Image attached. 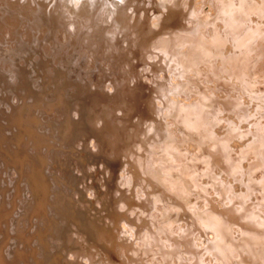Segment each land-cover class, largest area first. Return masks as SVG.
Listing matches in <instances>:
<instances>
[{
  "label": "rangeland",
  "instance_id": "rangeland-1",
  "mask_svg": "<svg viewBox=\"0 0 264 264\" xmlns=\"http://www.w3.org/2000/svg\"><path fill=\"white\" fill-rule=\"evenodd\" d=\"M169 37H176L170 48L162 44ZM20 77L30 87L27 89L30 94L39 92L42 98L33 99L26 93L24 99L18 100L16 93L26 92L24 87L17 86ZM91 96H97L101 101L94 103ZM52 102L53 105L48 107ZM110 103L112 107L114 104L109 111L117 124L128 108L134 112L125 122L129 126L136 125L134 133L137 135H148L144 143L146 148L136 147V153L140 155L138 159L135 156L130 159L124 153L112 156L107 151L95 150V136L81 133L71 137L63 129L55 130V126L63 124L65 119L70 123L77 119V109L85 108L90 115L97 109H107ZM10 104L14 108L24 105L25 110L31 111L29 115L34 118L31 127L44 135L45 142L36 147L33 139L36 136H29L24 131V123L18 126L7 122L6 117L13 113ZM176 105L180 111L185 105L193 107L194 111L188 113V118L198 119H195L196 129L200 128L202 140L192 134L195 132L187 129L182 121H174L180 112ZM168 106L175 110L170 112ZM135 114H141L140 118ZM156 132L162 136L161 141H154ZM263 141L264 0H0V191L5 190L4 196L0 192V208L4 201L7 212L0 219V264H37L35 256L42 264H53L54 256L58 264H88L86 255L79 260L72 255L79 249L78 244L71 241L75 226L67 220L68 212L62 203L68 204L71 200L73 207L87 218L101 216L105 219L108 215L104 211L109 201L113 202L110 208L115 207L117 213L122 214L125 207L121 205L127 198L133 202L128 215L135 225L134 228L131 226L132 230H136L141 220L143 224L147 222L144 228L140 227L138 238H145L151 230L149 235H155L158 244L149 242L145 247L119 222V239L131 244L128 254L145 250L144 264H176L175 255H166L165 251L171 248L164 238L169 236L170 243L177 240L180 250L183 237L186 242L192 241L187 245L193 249L186 254L182 249L179 251L186 258L185 264L191 263L187 260L189 255L193 260L201 257L203 264H216L218 258L209 253L212 249L206 245L212 236L207 228L206 233L200 222L205 218L202 211L211 207L225 215L233 209L230 212L240 215L243 209L250 208L257 217L252 220L258 226L254 227L263 230ZM161 143H164L163 147ZM166 143L169 145L165 147ZM3 149L13 151L20 158L21 174L12 165L3 163ZM38 153L45 156L42 167L48 181L45 208L47 216L55 221L49 226L51 231L44 235L45 245L39 243L37 236H31L42 229L43 220L36 215L29 219L27 215L32 203L29 205L27 201L31 197L25 181L30 160L36 162ZM158 154L162 158L168 157L161 160ZM174 155L177 159L173 158ZM156 161L158 163H154ZM158 170L164 173H158ZM122 173H127L126 181L131 178L127 185ZM160 174H163V179ZM55 176L57 180L53 179ZM164 176L167 177L164 179ZM168 177L186 183L190 188L185 184L184 189L190 192L186 191L185 195V190H180L183 186L173 187ZM92 191L97 192L96 195ZM165 201L166 206H173L172 209L165 206ZM175 201H180L182 206H175ZM144 202L147 205L145 209L141 205ZM157 204L159 207L162 204L163 208ZM187 204H191L193 211ZM230 205L232 208L229 209ZM181 207L188 212L182 211L186 217L180 212ZM15 219L19 222L14 225ZM62 225L69 227L66 242L60 235ZM232 228H236V231L231 229L234 238L241 237L239 228ZM261 242L264 245V240ZM159 246L163 254L157 253ZM14 249L25 252L27 262L24 259L21 262L18 256L13 259ZM239 251L237 260L243 256L245 262L241 258V262H236V259L230 261L233 264H250L248 255H244L243 250L244 253ZM263 252L262 256L257 254L258 262L252 264H263ZM161 255L166 257L165 262L160 261Z\"/></svg>",
  "mask_w": 264,
  "mask_h": 264
},
{
  "label": "bare ground",
  "instance_id": "bare-ground-1",
  "mask_svg": "<svg viewBox=\"0 0 264 264\" xmlns=\"http://www.w3.org/2000/svg\"><path fill=\"white\" fill-rule=\"evenodd\" d=\"M173 36H174V34H173ZM175 41H176V37L174 38V37H169V38H167V39H164L163 40V45L166 47H171L174 43H175ZM185 60V59H184ZM60 73V72H59ZM20 79H21V77H20ZM23 79V78H22ZM19 80V82H18V84H17V86L18 87H24V90H26V92H24V93H16V96H17V98H18V100H22V99H24V97H25V95H26V93L29 95V96H31L33 99H41L42 98V95L39 93V92H33L32 91V93L30 94V92H29V90H27V89H30V87L28 86V85H26V83H25V81H23V80ZM157 85V84H156ZM159 85V84H158ZM161 85V84H160ZM162 86V85H161ZM163 87V86H162ZM175 87V86H174ZM179 87V86H178ZM161 88V87H160ZM156 90H159V88H157ZM131 91V90H130ZM152 91V90H151ZM150 91V92H151ZM133 92V91H132ZM140 92V91H139ZM163 92V91H162ZM164 92H166V91H164ZM172 92V91H171ZM152 93V92H151ZM150 93V94H151ZM135 94V93H134ZM155 94H157V93H155ZM175 94V93H174ZM150 96V95H149ZM148 96V97H149ZM156 96V95H155ZM159 96V95H158ZM160 96H161V94H160ZM159 96V97H160ZM39 97V98H38ZM141 97V96H140ZM92 100H93V102L94 103H98V102H100L101 100L100 99H98V97L97 96H95V97H90ZM137 98V97H136ZM151 98H153V97H151ZM157 99H159V98H157ZM162 99V98H161ZM139 100H140V98H139ZM155 100V99H154ZM163 100V99H162ZM161 100V101H162ZM86 101H88V100H86ZM146 101V100H145ZM145 101H144V103H145ZM137 102V101H136ZM172 102V101H171ZM231 102V101H230ZM87 103V102H86ZM112 103H114V102H112ZM112 103H110L111 105H109L108 104V107H107V109H97V110H95V112H93L92 114H90L89 115V112H86V110H85V108H83V110H81V109H77V119H72V122L70 123V121H68V119H65V122L63 123V124H59V125H56L55 126V130L57 129V130H60V129H63V131L64 132H69V135L71 136V137H74L75 135H79V134H86V135H92L93 137L95 136V139H94V143H93V146H94V148H95V150L97 149V150H103V151H107L110 155H112V156H114V155H116V154H120V153H124V154H127V156H129L130 157V159L131 158H133L134 159V156L135 157H137V159L140 157V155L139 154H137L136 153V151H137V145H141V146H145V141H146V139H147V137H148V135L146 136V135H144V137H143V135H137V133H134V129H135V124L133 125V124H131L130 126L128 125V123L127 122H125V120L129 117V116H131L132 114H133V110H130V109H128L127 108V110H124L125 111V113H123V115H121L119 118H120V120H121V122L119 123V124H117V122H115L114 121V119L115 118H113V116L111 115V114H113V113H111L110 111L114 108V104H113V107H112ZM100 104H102V102L100 103ZM147 104V103H146ZM156 104V103H155ZM167 104V103H166ZM169 104V103H168ZM171 104V106H172V104H174V102L173 103H170ZM53 105V102L52 103H49L48 104V107H50V106H52ZM103 105V104H102ZM177 105H179V104H177ZM176 105V106H177ZM10 106H11V104H10ZM123 106V105H122ZM144 106V105H143ZM150 106V105H149ZM167 106V105H166ZM171 106H168V109L171 107ZM12 107V106H11ZM35 107V106H34ZM111 107H112V109H111ZM119 107V106H118ZM163 107V106H162ZM185 107V108H184ZM183 108L184 109H182V111H180L179 109H178V106L176 107L180 112H179V116H177L176 115V112L174 111L173 113H175V116H177V118L176 119H174V121L176 120V122L177 121H182L186 126H187V129L188 128H190V129H192L193 130V132H195V133H192V134H196V137L199 139H201L202 138V136H201V133L202 132H200V131H198V130H200V128H198V129H196L197 127H196V122H195V119H197V118H188V113H190V114H192V111H194L193 110V107L192 108H189L188 107V105L186 106H184ZM186 107H188V108H186ZM226 107V106H225ZM13 109V113L11 114V115H8L7 117H6V120H7V122L10 124H12V122L13 123H17V125L18 126H20L22 123H24L25 125H26V127L24 128V131L30 136H36V137H34L33 139H34V145L36 146V147H38L40 144H42L43 142H45L46 140H45V137H44V135H41V134H39V133H37L35 130L36 129H33L32 127H31V124L33 123V121H34V118H31L30 117V115H29V113L31 112L30 110H25L24 109V105H21L20 107H16V108H14V107H12ZM119 108H121V107H119ZM153 108H154V106H153ZM111 109V110H110ZM156 109V108H155ZM159 109V108H158ZM163 109H165V108H163ZM173 110H175L174 108H172ZM172 109L170 110V112H172ZM225 109V108H224ZM110 110V111H109ZM149 110V109H148ZM169 110H168V112H169ZM187 110V111H186ZM92 111V110H91ZM108 111L110 112V113H108ZM150 111V110H149ZM156 111V110H155ZM138 113V112H137ZM161 113V112H160ZM107 114V115H106ZM147 114V113H146ZM149 114H151V111H150V113ZM171 114V113H170ZM193 114H194V112H193ZM238 114V113H237ZM110 115H111V117H110ZM135 115H137L138 116V114H135ZM141 114H139V116H140ZM105 116H108L107 118L105 117ZM138 116V117H139ZM147 116V115H146ZM149 116V115H148ZM150 116H152V118H153V115L151 114ZM173 116V115H172ZM244 116V115H243ZM236 117V116H235ZM239 117V116H238ZM140 118V117H139ZM147 118V117H146ZM155 118H157V115H156V117L154 116V119ZM175 118V117H174ZM181 118V119H180ZM243 119V118H242ZM198 120V119H197ZM199 120H201V119H199ZM154 122H155V120H153ZM119 122V121H118ZM160 122V121H159ZM158 122V123H159ZM156 123V122H155ZM157 124V123H156ZM197 124H199L198 122H197ZM161 125V124H160ZM185 126V127H186ZM154 127H156L155 125H154ZM158 127V126H157ZM156 127V128H157ZM256 129V128H255ZM73 130V131H72ZM142 130H144V129H142ZM146 130V129H145ZM156 130H158V128L156 129ZM52 131V130H51ZM153 131V130H152ZM161 131V130H160ZM177 131V130H176ZM141 132V131H140ZM163 132V131H162ZM180 132V131H179ZM254 132H255V130H254ZM260 132V131H259ZM153 133H154V131H153ZM177 133V132H176ZM148 134V133H147ZM253 134V133H252ZM165 135V134H164ZM151 136V135H150ZM258 136V135H257ZM167 137V136H166ZM165 136H164V138H166ZM169 137V136H168ZM206 137V136H205ZM204 136H203V138H205ZM90 138V137H89ZM149 138V137H148ZM161 138H162V136L160 135V133L159 132H156V135H154V141L155 142H158V141H161ZM3 139H5V138H3ZM76 139V138H75ZM207 139V138H206ZM202 140V139H201ZM205 140V139H204ZM164 141H165V139H164ZM163 141V142H164ZM171 141V140H170ZM206 142V141H205ZM264 142V141H263ZM249 143H250V141H249ZM164 145V143H161L160 145H161V147H163V145ZM168 143H166L165 144V147H166V145H167ZM196 144V143H195ZM202 144V143H201ZM156 145V144H155ZM169 145V144H168ZM204 145H205V143H204ZM236 145V144H235ZM258 145V144H257ZM50 146V144H48V147ZM47 147V148H48ZM158 147H159V145H158ZM170 147V146H169ZM199 147V146H198ZM50 148V147H49ZM48 148V149H49ZM144 148H146V147H144ZM151 148H152V146H151ZM172 149V148H171ZM4 150V157H3V163L5 164V163H7V164H9V165H12V167H14V168H16V170L18 171V173L19 174H21V166H20V158L17 156V154L15 153L14 154V152L12 151V152H8V150L7 149H3ZM143 150V149H142ZM169 149L167 148V151H168ZM172 150H175V149H172ZM201 150H202V147H201ZM219 150H221L220 148H219ZM149 151H151V150H149ZM166 151V152H167ZM263 151V150H262ZM48 152V151H47ZM173 152V151H172ZM218 152V151H217ZM154 153V152H153ZM160 153V152H159ZM170 153V152H169ZM8 154H11L10 155V158L8 157ZM105 154V153H104ZM148 154H150V153H148ZM148 154H147V157H150V156H148ZM172 154V153H171ZM245 154V153H244ZM38 155V156H37ZM36 155V162L35 161H33L32 159L30 160L31 162V166H30V168L28 169V171H27V176H26V180L27 181H25L26 182V189H29V192H30V197H31V199L29 198L27 201H28V204L29 203H32V205L31 206H29V207H31V210L30 211H27L29 214H27L28 216H29V219L32 217V216H34V215H36L37 216V218H39L40 220H43V225H42V229L41 230H39V231H36V233L34 234V235H31V236H37L38 237V241H39V243L40 244H42V245H45L46 243H45V239H44V235L46 234V231H51L50 229H49V226L51 225V224H54L55 223V221H54V219H52V217H48L47 216V211H46V208H45V203H46V201H47V197H48V181H47V176L44 174V168H42L43 167V165H45L44 164V161H45V156H41L39 153ZM108 155V154H107ZM153 155V154H152ZM170 155V154H169ZM176 155V154H175ZM175 155H174V159L176 158L175 157ZM106 156V155H105ZM118 156V155H117ZM142 156V155H141ZM144 156V155H143ZM154 156V155H153ZM152 156V157H153ZM157 156V155H156ZM158 156L159 157H161L160 156V154H158ZM173 156V155H172ZM210 156V155H209ZM207 157V159H209L210 157ZM46 157H47V155H46ZM116 157V156H115ZM166 158L168 157V156H165ZM165 157H163V158H165ZM248 157H250V156H248ZM111 158V157H110ZM143 158V157H142ZM141 158V159H142ZM162 157H161V160L163 159ZM11 159H13V160H11ZM148 159V158H147ZM152 159H154V158H152ZM151 159V160H152ZM159 159V158H158ZM172 159V158H171ZM173 159V160H174ZM177 159V158H176ZM211 159H212V156H211ZM219 159V158H218ZM227 159V158H226ZM247 159V158H246ZM144 160V159H143ZM155 160V159H154ZM168 160V159H167ZM12 161V162H11ZM135 161V160H134ZM146 161V160H145ZM160 161V160H159ZM163 161H165V160H163ZM175 162H176V160H174ZM218 161V160H217ZM235 161V160H234ZM147 162V161H146ZM152 162V161H151ZM173 162V161H172ZM177 162H179V161H177ZM209 162V161H208ZM207 162V163H208ZM210 162H212V160L210 161ZM215 162V161H214ZM115 163V162H114ZM113 163V164H114ZM154 163H158V161H156V162H154ZM18 164H19V166H18ZM148 164V163H147ZM149 164H151V163H149ZM183 166H185V162H183ZM211 164H213L214 165V163H211ZM253 164V163H252ZM260 164V163H259ZM137 165V164H136ZM158 165V164H157ZM165 165H166V163H165ZM180 166H181V162H180V164H179ZM178 165V163H177V166L176 165H173V166H176V167H178L179 166ZM155 166V165H154ZM159 166V165H158ZM157 166V167H158ZM160 166H163V164H160ZM172 166V165H171ZM187 166V165H186ZM207 166H208V164H207ZM209 166H211V165H209ZM232 166V165H231ZM106 167V166H105ZM145 167H146V165H145ZM153 167V166H152ZM156 167V168H157ZM253 167V166H252ZM24 168V167H23ZM107 168V167H106ZM127 168V167H126ZM144 168V167H143ZM155 168V169H156ZM159 168V167H158ZM163 168H165V166H163ZM184 168V167H183ZM183 168H180L179 167V169H182L183 170ZM207 168H209V167H207ZM81 169V168H80ZM177 169V168H176ZM184 169H186V168H184ZM84 170V169H83ZM152 170V169H151ZM174 170V169H173ZM224 170V169H223ZM146 171V170H145ZM166 171V170H165ZM179 171V170H178ZM123 172V171H122ZM129 171H127V173H128ZM134 172V171H133ZM160 172H163V171H161L160 170ZM159 172V170H158V173H160ZM181 172V171H180ZM224 172V171H223ZM112 173V172H111ZM127 173H122L123 175H124V182H126V185H127V182H128V180L130 181L131 180V178L129 179V178H127V181H126V177H127ZM148 173H151L150 171L148 172ZM164 173V172H163ZM166 173H167V171H166ZM170 173V172H169ZM219 173V172H218ZM25 174H26V172H25ZM121 174V173H120ZM51 175V174H50ZM153 175V174H152ZM151 175V176H152ZM155 175V174H154ZM158 175V174H157ZM161 175V174H160ZM160 175H159V177H160ZM163 175V174H162ZM161 175V176H162ZM166 175V174H165ZM121 176V175H120ZM171 176V175H170ZM157 177V176H156ZM167 177V176H166ZM165 176H164V179L166 178ZM176 177V176H175ZM175 177H173V178H175ZM57 176H55V177H53V179H56L57 180ZM146 179H147V177H145ZM169 178V177H168ZM167 178V179H168ZM171 179V178H169L170 179V182H169V180H168V182H169V184H172L173 185V187H180V186H183V189H180L182 192H183V190H185L184 188H186L185 187V184L186 183H182V182H179V181H177V180H175V179H178V178H175V179ZM121 179H122V177H121ZM133 179V178H132ZM154 179H158V178H154ZM160 179H161V177H160ZM162 179H163V176H162ZM162 179H161V181H162ZM104 180H105V178H104ZM143 180V179H142ZM148 180V179H147ZM185 180H187V179H185ZM185 180H184V182H185ZM141 181V180H140ZM166 182H167V180H165ZM132 182V181H131ZM144 182V181H143ZM163 182H164V180H163ZM142 183V182H141ZM140 183V184H141ZM191 183V182H190ZM189 183V184H190ZM122 184V183H121ZM129 184V183H128ZM145 184H147L146 182H145ZM109 185V184H108ZM125 185V184H124ZM130 185V184H129ZM129 185H128V187H129ZM152 185V184H151ZM131 186H132V184H131ZM169 186H171V185H169ZM186 186L188 187V189L190 188L187 184H186ZM261 186V185H260ZM105 187H107V185L105 186ZM136 187H137V185H136ZM150 187V186H149ZM90 189V188H89ZM125 189V188H124ZM146 189V188H145ZM185 190V192H183L184 194L186 193V191H189V190ZM105 190H107V188H105ZM122 190V189H121ZM142 190H144V189H142ZM170 190H171V188H170ZM173 191H176V190H174V189H172ZM171 190V191H172ZM5 190H1L0 192H1V195H3L4 196V192ZM127 192H129V191H127ZM141 192V191H140ZM181 192V193H182ZM190 192V191H189ZM87 193V192H86ZM92 193L94 194V195H96V193L95 192H93L92 191ZM105 193V192H104ZM110 193V192H109ZM142 193H144V192H142ZM147 193V192H146ZM224 193V192H223ZM108 194V193H107ZM112 194V193H111ZM127 194V193H126ZM147 194H150V193H147ZM156 194V193H155ZM178 194V193H177ZM144 195V194H143ZM186 195V194H185ZM187 195H188V193H187ZM103 196V195H102ZM105 196V195H104ZM113 196V195H112ZM133 196V195H132ZM141 196V195H140ZM155 196H157V194L155 195ZM160 196V195H159ZM180 196H182V194L180 195ZM179 196V197H180ZM189 196V195H188ZM92 197V196H91ZM119 197V196H118ZM122 197V196H121ZM141 197H144V196H141ZM146 197V196H145ZM162 197H164V195L162 196ZM161 197V198H162ZM173 197V196H172ZM186 197V196H185ZM79 198V197H78ZM82 198H83V196H82ZM147 198V197H146ZM149 198V197H148ZM147 198V199H148ZM70 198H68V200H69ZM102 199V198H101ZM111 199V198H110ZM121 199V198H120ZM143 200H145L144 198H142ZM186 199V198H185ZM184 199V200H185ZM149 200V199H148ZM154 200V199H153ZM158 199H156V201H157ZM162 200H163V198H162ZM60 201H62L63 202V199L61 200L60 199ZM81 201H83V200H81ZM103 202H104V200H102ZM102 201H100V203H102ZM117 201H118V199H117ZM121 201V200H120ZM119 201V202H120ZM140 201V200H139ZM142 201V200H141ZM160 201V200H159ZM158 201V202H159ZM167 201V200H166ZM166 201H165V206H166ZM173 201V200H172ZM187 201V200H186ZM208 202V201H207ZM71 200H69L68 201V204L67 203H65V202H63L62 204H63V208H65V211H67L68 212V214H67V220L68 221H72V223L74 224V231H75V234H74V238H72L71 236V241H73V242H75L76 244H78V250H75L74 252H73V256H74V258L77 260L78 258H83V256H85L86 255V257H87V260H88V264H95V262L97 261H100L99 263H101V262H103L104 264H141V262L144 264V262H143V254L145 253V250L143 251V252H140V251H137L134 255L132 254V253H130V254H128V251L130 250V249H132L131 248V244H127V243H125V241L124 240H122V238L121 239H119V237H118V233H119V231H118V228L120 227V223L119 222H122L124 225H123V227H124V229L126 228V231L129 233V232H131V234L133 233V236H134V238L136 239V240H138L139 241V243H141L142 245H144L145 247H147L148 245H149V242H153V245H158L157 243H156V241H155V235H149V233H151L152 231L151 230H148V232H147V234L145 235V238L143 237V239H140V238H138L139 236V232H141L140 230L142 229V228H140V227H143L144 228V225H146V223L144 222V224H143V220H141V224L140 225H138L137 224V228H136V230H132V227L133 226H135L134 224L132 225V221H131V219H130V210L129 209H131V206H132V204H133V202H132V200L131 199H124L123 200V203H122V207L124 206L125 207V211L124 212H122V214L121 213H119V211H118V213H117V211H116V208L114 207V209L113 208H110V206H112V204H113V202H112V204H111V202L109 201V206L105 209V211L104 212H106V214L108 215L107 216V218H101V216L100 217H98V216H94V217H88L87 218V216H85L84 215V213H82V212H80L78 209H75L74 207H73V204L71 203ZM121 203V202H120ZM157 203V202H156ZM172 203H174V201L172 202ZM175 203L177 204V205H175V206H182V204H181V202L180 201H175ZM191 203V202H190ZM203 203V202H202ZM205 203V202H204ZM210 203V202H209ZM213 203V202H212ZM211 203V204H212ZM233 203H234V201H233ZM264 203V202H263ZM141 204V203H140ZM189 204V203H188ZM187 204V205H188ZM192 204V203H191ZM191 204H190V206H191ZM205 204H208V203H205ZM226 204H228V203H226ZM230 204V203H229ZM242 204V203H241ZM30 205V204H29ZM100 205V204H99ZM104 205V204H103ZM138 205V204H137ZM142 205V207L145 209L146 207H147V205H146V202H144V203H142L141 204ZM158 205V207H159V204H157ZM162 204H160V207L159 208H163L162 206H161ZM163 205H164V203H163ZM193 205V204H192ZM202 205V204H201ZM224 205V204H223ZM5 206V202L3 201V204H2V206H1V208H0V219L1 218H3V217H5V215H6V213H5V208L6 207H4ZM138 206H140V205H138ZM174 206V207H175ZM189 206V205H188ZM188 206H186V207H188ZM189 206V207H190ZM194 206V205H193ZM225 206V205H224ZM223 206V207H224ZM227 206V205H226ZM241 206H243V205H241ZM101 207V206H100ZM141 207V206H140ZM166 207H168V206H166ZM169 207H171V206H169ZM168 207V208H169ZM173 207V206H172ZM172 207H171V209H172ZM195 207V206H194ZM222 207V206H221ZM222 207V208H223ZM230 207H231V205L228 207L229 209H230ZM134 208V207H133ZM132 208V209H133ZM177 208V207H176ZM176 208H173L174 210L176 209ZM203 208V207H202ZM201 208V209H202ZM232 208V207H231ZM239 208V207H238ZM148 209V208H147ZM180 209V208H179ZM190 209H191V211H193L192 210V208L190 207ZM194 209V208H193ZM200 209V210H201ZM205 209V208H204ZM215 209V208H214ZM213 208H211V207H209L208 208V210H205V211H202V215H203V212L205 213L204 215V217L205 218H201V223L203 224L202 226H204L205 228V231H206V228L207 229H209V234L212 236V239H211V242L209 241H207L206 242V245H208V247L209 248H211L212 250V252L210 251L209 253H213V255L215 256V257H217L218 259L216 260V264H229V263H232L233 264V262H231L230 260H234V259H236V262L238 261V262H245V258L242 256V257H240L241 258V261H239V259L237 260V258L239 257V254H237L238 253V251L239 250H243L242 252L244 253V255H248V257L247 258H249V260L251 261V263L250 264H252V262H258L257 261V258L259 259V257H257V254H259V253H261V256L263 255L262 254V252L264 251V245H262L261 243V241L262 240H264V228H263V230L261 231V230H259V229H257L256 227H254V226H257V225H254V224H256V223H254V222H252V220L254 219H256L257 217L255 216V213H254V211H250L249 209H247V208H245V210L243 209V211L242 212H239V213H241L240 215H238V213L236 214V213H233V212H230V211H232L231 209L227 212V214H223L222 212H217V211H215ZM254 209H255V207H254ZM96 210H99V209H96ZM134 210V209H133ZM155 210V209H154ZM160 210V209H159ZM162 210H165V212L167 211V209H162ZM178 210V209H177ZM176 210V211H177ZM189 210V209H188ZM226 210V209H225ZM228 210V209H227ZM185 212V210L183 209V207H181V210H180V212ZM194 211H196V209L194 210ZM87 212V211H86ZM141 212V211H140ZM145 212V211H144ZM147 212V211H146ZM173 212H175V211H173ZM182 212V213H183ZM197 212V211H196ZM201 212V211H200ZM169 213V212H168ZM181 213V214H182ZM186 213H188V212H185V214ZM193 213V212H192ZM192 213H190L191 215H192ZM132 214V213H131ZM143 214V213H142ZM150 214V213H149ZM148 214V215H149ZM162 214V213H161ZM180 214V213H179ZM184 214V213H183ZM182 214V215H183ZM184 214V215H185ZM189 214V215H190ZM129 215V216H128ZM183 215V216H184ZM153 216V215H152ZM199 216H201V215H199ZM198 216V217H199ZM180 216H178V218H179ZM185 217H186V215H185ZM187 217H188V215H187ZM203 217V216H202ZM260 217V216H259ZM177 218V219H178ZM193 217H191V219H192ZM187 219H189V218H187ZM262 219V218H261ZM180 220V219H179ZM253 220V221H254ZM260 220V219H259ZM106 221H108V223H106ZM172 221V220H171ZM182 221H183V218H182ZM187 221V220H186ZM192 221H194L195 223H197L195 220H194V218L192 219ZM258 220H256V222H257ZM18 222H19V219H15L14 220V225L15 224H18ZM152 222V221H151ZM176 222V221H175ZM261 222H262V220H261ZM261 222H260V224H261ZM118 223H119V227H118ZM168 223V222H167ZM172 223H173V221H172ZM177 223V222H176ZM179 223H181L180 221H179ZM186 223V222H185ZM8 224V223H7ZM190 224H191V222H190ZM190 224H189V226H190ZM264 223H262V225H263ZM9 225V224H8ZM160 225H162V224H160ZM191 225H193V223L191 224ZM122 226V225H121ZM132 226V227H131ZM195 226V225H194ZM232 226H237L238 228H239V236H241V237H239V238H234V236L235 235H232L231 234V229H233L232 228ZM39 227V226H38ZM68 226H66V225H62V228L60 229V235H61V237H62V239L66 242V241H68V235H69V233L68 232H66V230L69 228H67ZM168 227V226H167ZM192 227V226H191ZM258 227V226H257ZM39 228H41V226L39 227ZM134 228V227H133ZM156 228V227H155ZM157 228H159V226H157ZM176 228H178V227H176ZM196 228V227H195ZM197 228H198V226H197ZM196 228V229H197ZM71 229V228H70ZM170 229H171V227H170ZM174 229V228H173ZM185 229H186V227H185ZM188 229V228H187ZM190 229V228H189ZM196 229H191V231H196ZM200 229H201V227H200ZM203 229V230H204ZM234 229H236V228H234ZM233 229V230H234ZM72 230V229H71ZM123 230V229H122ZM158 230V229H157ZM164 230V229H163ZM198 230H199V228H198ZM197 230V231H198ZM73 231V230H72ZM117 231H118V233H117ZM159 231V230H158ZM160 231L162 232V227H161V229H160ZM168 231V230H167ZM175 231V230H174ZM177 231V230H176ZM188 231V230H187ZM194 231V232H195ZM204 231V232H205ZM234 231H236V230H234ZM122 232V231H121ZM127 232H126V234H127ZM165 232V231H164ZM170 232V231H169ZM182 232H184L183 230H181V233ZM203 232V231H202ZM146 233V232H145ZM192 233V232H191ZM200 233V232H199ZM206 233H208L207 231H206ZM237 233V232H236ZM143 234V233H142ZM155 234H158V232L157 233H155ZM163 234V233H162ZM169 234V233H168ZM167 234V235H168ZM201 234V233H200ZM164 235H166V234H164ZM163 235V236H164ZM171 235V234H170ZM187 236L189 235L188 234V232H187V234H186ZM202 235H204L203 237H205L206 235L205 234H202ZM18 236H19V234H18ZM124 236V235H123ZM133 236H131V237H133ZM193 236V235H192ZM21 237H26V235H21ZM30 237V236H29ZM29 237H28V239H29ZM142 237V236H141ZM158 237V236H157ZM172 238H173V236H171ZM178 237V236H177ZM189 237V236H188ZM190 238V237H189ZM200 238H201V236H200ZM242 238V239H241ZM28 239H27V243L29 242L28 241ZM165 242L168 244V247L169 248H171V250H169V251H165L166 252V255L168 254V255H171V256H173V255H175L174 257H175V263L176 264H185V262H184V260L186 259V258H184V255H181L182 254V251L184 250V252H185V254L187 253V252H189V251H191L192 252V248H190V247H188V245H187V243H189L190 241H188V242H186V240H184L183 239V237H182V239L184 240V241H182V239H181V241H180V244H182L183 243V247H184V249H183V247L181 248L182 249V251H181V254H180V250H179V247H178V245H179V243L178 242H176L175 241V238H174V241L175 242H173V243H170V242H168V241H170L171 240V238L169 239V236H165ZM185 239H187V237L185 238ZM206 239V238H205ZM208 240H209V237L207 238ZM238 239V240H237ZM132 240H134V239H132ZM158 240H159V238H158ZM173 240V239H172ZM178 240H180V239H178ZM213 240V241H212ZM70 241V240H69ZM128 242V241H127ZM154 242H155V244H154ZM182 242V243H181ZM186 242V243H185ZM240 242V243H239ZM83 243V244H82ZM128 243H130V242H128ZM132 243V242H131ZM135 243V242H134ZM162 243L164 244V242L162 241ZM190 243H192V241L190 242ZM194 243V242H193ZM204 243V242H203ZM29 244V243H28ZM66 244V243H65ZM205 244V243H204ZM83 245V246H82ZM84 245H86L85 247H84ZM166 245V244H165ZM194 245V244H193ZM206 245L204 246V249H205V247H206ZM141 246V245H140ZM191 246V245H190ZM198 246H200V245H198ZM197 246V247H198ZM202 246V245H201ZM91 247H92V249H91ZM132 247H134V246H132ZM167 247V246H166ZM69 248V247H68ZM157 248V247H156ZM134 250H135V248H133ZM151 249V248H150ZM198 249V248H197ZM204 249H202V250H204ZM72 250V249H71ZM210 249H208V251H209ZM263 250V251H262ZM131 251V250H130ZM196 251V250H195ZM135 252V251H134ZM151 252H152V250H151ZM154 252V251H153ZM160 253V254H163V251L161 250V247L159 246L158 248H157V253ZM240 252V251H239ZM242 252H241V254H242ZM13 253L15 254V256H18L19 258H21V259H24L25 257V259H27V257H28V255L25 253V252H22V251H19V250H15L14 249V251H13ZM46 253V252H45ZM70 253V252H69ZM158 253V254H159ZM179 253V254H178ZM264 253V252H263ZM184 254V253H183ZM189 254V253H188ZM191 254V253H190ZM240 254V255H241ZM89 255H90V257H89ZM167 255V256H168ZM193 255H195L194 253H193ZM197 255V254H196ZM188 256V255H187ZM190 256V255H189ZM189 256H188V259L187 260H189L191 263L190 264H203V262H201L200 261V259H201V257H197V258H194V260L193 259H189ZM55 257L56 256H54V259H55ZM72 257V256H71ZM85 257V258H86ZM160 257V261L162 260V262L164 261L165 262V260H167V259H164V255H161V256H159ZM168 257H170V256H168ZM191 257V256H190ZM57 258V257H56ZM84 258V259H85ZM150 258V257H149ZM166 258V257H165ZM244 258V259H243ZM246 258V259H247ZM263 258V257H262ZM54 259H52L53 261H54ZM84 259H82V260H84ZM146 259V258H145ZM158 259V258H157ZM206 259H207V257H206ZM214 259V258H213ZM35 260H36V263L37 264H40V262L38 261V259L36 258V256H35ZM73 260V259H72ZM79 260V259H78ZM212 260V259H211ZM264 260V259H263ZM74 261V260H73ZM154 261V260H153ZM158 261V260H157ZM206 261V260H205ZM230 261V262H229ZM235 262V264H240V263H236ZM70 263V262H69ZM87 263V262H86ZM98 263V264H99ZM26 264V263H25ZM28 264V263H27ZM84 264V263H83ZM159 264H161V262L159 263ZM165 264V263H164ZM188 264V263H187ZM206 264V263H205ZM263 264H264V262H263Z\"/></svg>",
  "mask_w": 264,
  "mask_h": 264
},
{
  "label": "water",
  "instance_id": "water-1",
  "mask_svg": "<svg viewBox=\"0 0 264 264\" xmlns=\"http://www.w3.org/2000/svg\"><path fill=\"white\" fill-rule=\"evenodd\" d=\"M13 255L11 256V257H13V259H16L15 258V254L14 253H12ZM1 255H3L2 254V252H1ZM26 258V257H25ZM24 258V260L27 262V260ZM12 259V258H11ZM11 261V260H10ZM23 261V259L21 260V262ZM53 261V260H52ZM27 264V263H26ZM29 264V263H28ZM40 264H42V263H40ZM53 264H58L57 262H55V261H53Z\"/></svg>",
  "mask_w": 264,
  "mask_h": 264
}]
</instances>
